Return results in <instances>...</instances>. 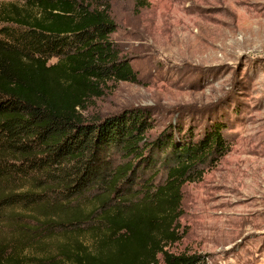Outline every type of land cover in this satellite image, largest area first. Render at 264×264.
Segmentation results:
<instances>
[{"label":"trees","instance_id":"1","mask_svg":"<svg viewBox=\"0 0 264 264\" xmlns=\"http://www.w3.org/2000/svg\"><path fill=\"white\" fill-rule=\"evenodd\" d=\"M18 1L0 7V264H200L169 247L186 233L184 186L229 151L222 126L150 141L140 110L89 118L107 81L139 82L108 5ZM112 148L126 160L113 169Z\"/></svg>","mask_w":264,"mask_h":264},{"label":"rangeland","instance_id":"2","mask_svg":"<svg viewBox=\"0 0 264 264\" xmlns=\"http://www.w3.org/2000/svg\"><path fill=\"white\" fill-rule=\"evenodd\" d=\"M109 7L111 40L139 82L107 81L85 115L146 114L150 141L222 126L229 151L183 188V239L169 251L200 264H264V0H90ZM21 3L0 0V7ZM53 59L51 63H56ZM115 148L106 167L125 163ZM155 182H163L158 168ZM153 169H140L150 178ZM90 242V236L85 241ZM164 264L159 256V263Z\"/></svg>","mask_w":264,"mask_h":264}]
</instances>
